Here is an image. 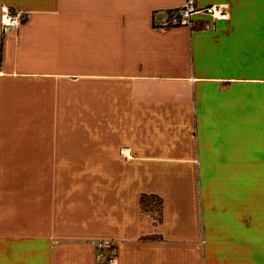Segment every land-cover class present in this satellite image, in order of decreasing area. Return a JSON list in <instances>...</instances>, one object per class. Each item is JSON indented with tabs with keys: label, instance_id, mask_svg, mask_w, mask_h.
<instances>
[{
	"label": "crops",
	"instance_id": "1",
	"mask_svg": "<svg viewBox=\"0 0 264 264\" xmlns=\"http://www.w3.org/2000/svg\"><path fill=\"white\" fill-rule=\"evenodd\" d=\"M185 1L0 0V264H264V0Z\"/></svg>",
	"mask_w": 264,
	"mask_h": 264
},
{
	"label": "built area",
	"instance_id": "2",
	"mask_svg": "<svg viewBox=\"0 0 264 264\" xmlns=\"http://www.w3.org/2000/svg\"><path fill=\"white\" fill-rule=\"evenodd\" d=\"M5 8L7 12L3 11ZM197 16L208 17L214 23L217 21H226L228 19V11L222 5L199 7L196 0H186L181 8L169 12L167 19L160 26L162 29L172 27H186L191 29L194 25V18ZM23 18V14L20 11L11 10L5 5L0 7V27L2 31L18 27L22 23ZM118 154L124 160L128 158L126 149H119ZM92 245L96 263L110 264L114 261L116 243L111 240H101L92 242Z\"/></svg>",
	"mask_w": 264,
	"mask_h": 264
},
{
	"label": "trees",
	"instance_id": "3",
	"mask_svg": "<svg viewBox=\"0 0 264 264\" xmlns=\"http://www.w3.org/2000/svg\"><path fill=\"white\" fill-rule=\"evenodd\" d=\"M139 205H140V211L142 214H145L148 212L151 213L155 209L158 213V217L157 218L153 217L154 223L157 224L160 222L162 201L159 197L155 195H141L139 198Z\"/></svg>",
	"mask_w": 264,
	"mask_h": 264
},
{
	"label": "rangeland",
	"instance_id": "4",
	"mask_svg": "<svg viewBox=\"0 0 264 264\" xmlns=\"http://www.w3.org/2000/svg\"><path fill=\"white\" fill-rule=\"evenodd\" d=\"M151 214H152L155 218L158 217V213H157V211H156L155 209L151 212Z\"/></svg>",
	"mask_w": 264,
	"mask_h": 264
},
{
	"label": "clouds",
	"instance_id": "5",
	"mask_svg": "<svg viewBox=\"0 0 264 264\" xmlns=\"http://www.w3.org/2000/svg\"><path fill=\"white\" fill-rule=\"evenodd\" d=\"M3 11H4V12H7V9L5 8V9H3Z\"/></svg>",
	"mask_w": 264,
	"mask_h": 264
}]
</instances>
